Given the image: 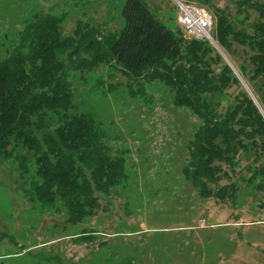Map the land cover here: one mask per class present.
<instances>
[{
    "label": "rangeland",
    "instance_id": "374dc122",
    "mask_svg": "<svg viewBox=\"0 0 264 264\" xmlns=\"http://www.w3.org/2000/svg\"><path fill=\"white\" fill-rule=\"evenodd\" d=\"M142 1L186 41L193 37L177 24V2L205 8L213 20L215 9L234 20L237 14L236 0ZM124 2L0 0V59L42 13L61 20L63 37H75L76 30L116 35ZM249 14L251 22L256 13ZM213 42L208 43L239 80L215 96L223 111L248 90L235 68L247 65L250 52L234 45L225 55ZM213 68L219 72L220 63ZM67 74L71 113L92 117L108 154L124 160L126 179L110 195L99 196L98 209L74 223L59 200L49 206L35 199L33 158L28 156L26 171L19 167L25 153L20 148L9 159L0 158V264H264V189L254 187L260 177L243 181L251 174L252 156L241 157L231 175L239 186L234 204L202 198L183 175L201 121L174 106L172 90L159 80L128 76L111 60H93L84 51L74 55Z\"/></svg>",
    "mask_w": 264,
    "mask_h": 264
},
{
    "label": "trees",
    "instance_id": "16d2710c",
    "mask_svg": "<svg viewBox=\"0 0 264 264\" xmlns=\"http://www.w3.org/2000/svg\"><path fill=\"white\" fill-rule=\"evenodd\" d=\"M236 8L235 20L215 9L211 37L225 55L234 45L250 52L247 65L235 68L248 90L223 111L215 96L239 85L230 66L207 41L176 36L142 0H125L116 35L76 30L75 37H63L59 18L35 15L18 44L0 59V158L9 159L20 148L24 171L33 158L35 199L49 206L59 200L74 223L99 208L100 195H110L125 181L124 160L108 154L92 117L71 113L67 70L74 55L84 51L93 60H111L128 76L163 82L174 94V106L201 121L183 175L202 198L236 202L239 186L231 175L241 157L252 156L254 162L243 181L251 184L260 177L254 187L263 190L264 0H236ZM250 11L256 17L248 22ZM223 180L227 183L221 185Z\"/></svg>",
    "mask_w": 264,
    "mask_h": 264
},
{
    "label": "built area",
    "instance_id": "2783aa9c",
    "mask_svg": "<svg viewBox=\"0 0 264 264\" xmlns=\"http://www.w3.org/2000/svg\"><path fill=\"white\" fill-rule=\"evenodd\" d=\"M177 6V24L182 31L191 35L196 40L213 41L211 37L213 19L212 15L205 8L186 5L180 2H177Z\"/></svg>",
    "mask_w": 264,
    "mask_h": 264
},
{
    "label": "water",
    "instance_id": "95a60500",
    "mask_svg": "<svg viewBox=\"0 0 264 264\" xmlns=\"http://www.w3.org/2000/svg\"><path fill=\"white\" fill-rule=\"evenodd\" d=\"M212 44H213V45H215V43H214V42H213Z\"/></svg>",
    "mask_w": 264,
    "mask_h": 264
}]
</instances>
